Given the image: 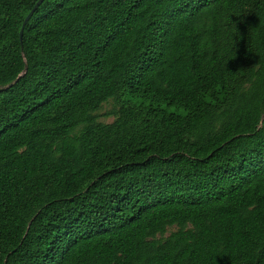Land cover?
Returning <instances> with one entry per match:
<instances>
[{
	"label": "trees",
	"instance_id": "trees-1",
	"mask_svg": "<svg viewBox=\"0 0 264 264\" xmlns=\"http://www.w3.org/2000/svg\"><path fill=\"white\" fill-rule=\"evenodd\" d=\"M37 1L0 0V264H264V0H43L20 41Z\"/></svg>",
	"mask_w": 264,
	"mask_h": 264
},
{
	"label": "rangeland",
	"instance_id": "rangeland-1",
	"mask_svg": "<svg viewBox=\"0 0 264 264\" xmlns=\"http://www.w3.org/2000/svg\"><path fill=\"white\" fill-rule=\"evenodd\" d=\"M112 108V103L109 101L105 104H103L102 108L99 110L98 114V120L103 123H111L113 121V117L106 116L105 114L110 111ZM175 228H171L169 230L173 231Z\"/></svg>",
	"mask_w": 264,
	"mask_h": 264
},
{
	"label": "water",
	"instance_id": "water-1",
	"mask_svg": "<svg viewBox=\"0 0 264 264\" xmlns=\"http://www.w3.org/2000/svg\"><path fill=\"white\" fill-rule=\"evenodd\" d=\"M43 2V0H38L36 2V4L34 5L33 9L27 14V16L25 17L23 23H22V26H21V29H20V32H19V38H20V41H21V38H22V33H23V29H24V26L26 25V23L29 21V19L31 18V16L33 15L34 11L38 8V6Z\"/></svg>",
	"mask_w": 264,
	"mask_h": 264
}]
</instances>
